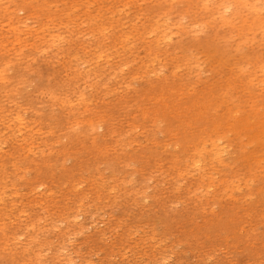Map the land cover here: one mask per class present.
Instances as JSON below:
<instances>
[{"label":"rangeland","instance_id":"obj_1","mask_svg":"<svg viewBox=\"0 0 264 264\" xmlns=\"http://www.w3.org/2000/svg\"><path fill=\"white\" fill-rule=\"evenodd\" d=\"M124 1L0 0V264H264V73L230 89L173 21L148 54Z\"/></svg>","mask_w":264,"mask_h":264},{"label":"bare ground","instance_id":"obj_2","mask_svg":"<svg viewBox=\"0 0 264 264\" xmlns=\"http://www.w3.org/2000/svg\"><path fill=\"white\" fill-rule=\"evenodd\" d=\"M116 1L125 3L124 0ZM140 2H145L147 7L140 10L139 18H143V22H149L151 30L142 26L140 31H136L138 40L142 37L147 40V35L156 36L148 43L146 49L148 54L166 51L169 46L167 45V27L163 28L160 22H177L184 37L175 47L182 51L186 63L191 64L195 58L191 50L196 49L198 55L206 57L208 64L212 63L214 68L220 69L221 67L230 71L231 78L228 80V84H231L230 89H233V83L238 82L234 89L235 87H243L250 98H253L252 87L255 74L257 71L264 73V52L261 53L257 50L246 52L244 45L251 38L264 42V0H129V3L134 5ZM11 19L16 21L14 16ZM182 22H187L188 25H184ZM224 26H230L231 36L220 32ZM200 29H202L201 32L207 31L208 33L205 38L206 44L195 42L196 33ZM17 30L11 29L15 33H18ZM233 36H236L237 40L232 41ZM258 36L259 38H257ZM125 37L127 36L122 34L119 36L122 43L126 41ZM2 38L0 37V40ZM260 46L258 44V48ZM200 48H204V54L200 52ZM6 71L7 66L4 63L0 64V83L6 84L5 86L0 85V92L9 95L8 89L12 83L7 79ZM78 74L80 75V73ZM77 78L83 79L85 76L74 74L70 79ZM220 90L222 87L218 88L217 96L219 98ZM15 91L17 89L13 90L12 93ZM49 94L53 105H60L63 108L74 107V101L69 91L61 93L58 89L53 88ZM76 97L81 100L82 104L86 102L83 95ZM22 112L21 107H19L16 122L22 120ZM36 113L39 112L36 111ZM257 115L263 117L264 123V108L263 113L258 111ZM71 116L75 126L78 123L77 114L73 112ZM240 116H242V112H240ZM37 123L40 124L39 121ZM86 123L90 130L95 129L94 124H91V119L87 120ZM8 129L10 128L8 127ZM253 129L252 126L248 128L250 135H252ZM250 138L253 139L251 136Z\"/></svg>","mask_w":264,"mask_h":264}]
</instances>
